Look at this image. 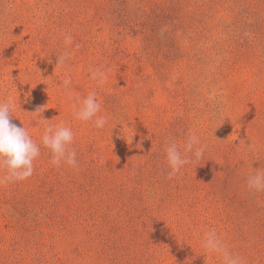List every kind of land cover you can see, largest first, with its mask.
Wrapping results in <instances>:
<instances>
[{
	"label": "rangeland",
	"instance_id": "rangeland-1",
	"mask_svg": "<svg viewBox=\"0 0 264 264\" xmlns=\"http://www.w3.org/2000/svg\"><path fill=\"white\" fill-rule=\"evenodd\" d=\"M262 43L264 0H0V101L40 146L29 178L0 184V264H223L203 247L210 231L264 264V226L254 234L239 202L230 223L216 193L235 170L240 198L264 208L247 185L264 173ZM92 92L103 128L75 116ZM60 124L76 167L42 144ZM172 142L190 162L169 176Z\"/></svg>",
	"mask_w": 264,
	"mask_h": 264
},
{
	"label": "clouds",
	"instance_id": "clouds-1",
	"mask_svg": "<svg viewBox=\"0 0 264 264\" xmlns=\"http://www.w3.org/2000/svg\"><path fill=\"white\" fill-rule=\"evenodd\" d=\"M70 36L65 37L66 43H71ZM69 58V54L58 56V64H63ZM93 79L103 82L106 75L100 71L91 72ZM65 87L71 84L70 79L63 81ZM79 110L75 112L77 119L82 121L94 120V126L103 128L107 119L104 116L97 117L101 111V105L96 99V93L92 92L82 100L77 97ZM16 109V105L11 101H0V184L23 181L29 178L34 172V161L40 155V146L32 138L29 131L24 127L13 123L10 114ZM36 111H34L35 113ZM74 141V133L70 127L63 124L57 126L46 125L42 136V144L50 150L51 161L54 166L61 163L71 167H76L78 161L75 149L71 148ZM199 139L195 134H189L184 145V153L193 152L196 160L203 157L204 151L201 147H196ZM166 159L170 168L169 176H173L180 169L190 162V159L182 154L176 143H170L166 149ZM247 185L250 190L264 191V173H256L247 178ZM203 247L207 252L216 253L222 256L223 264H242L238 256L230 254L215 232L205 233Z\"/></svg>",
	"mask_w": 264,
	"mask_h": 264
},
{
	"label": "trees",
	"instance_id": "trees-1",
	"mask_svg": "<svg viewBox=\"0 0 264 264\" xmlns=\"http://www.w3.org/2000/svg\"><path fill=\"white\" fill-rule=\"evenodd\" d=\"M259 33H260V31H258L256 34H259ZM256 40H257V38H256ZM262 44L264 45V43H262ZM259 71L263 73L262 70H259ZM260 155L262 156V152ZM206 173H207L206 176H209L212 179L213 183L215 185H217L218 184L217 182L220 181L219 178L217 179L216 176L210 171H207ZM229 176H231V180L227 178L225 181H220V182H222L221 183L222 185L219 187L220 191L216 192L217 194H219L221 196V197L219 196L220 199L218 198L217 201L223 200L225 203L224 206L226 208L224 209L223 214L225 215L227 220L231 221L230 223L233 222L236 225L235 216H233V214L230 215V210L233 209L232 205L239 202L241 209H242L241 211L243 214L242 218L244 219V216H246L247 218L252 216L253 217L252 220L249 218V221L253 225V229H252L253 233L260 235L261 232L263 233V231H261V227L264 226V216H261V211H263L264 208L261 205H257V207L253 208V205H255L254 202L256 199L254 196L246 197L244 200L242 198H240L241 192L238 190V188L237 189L234 188V183H233V181L237 178L236 171L230 170ZM257 214H258V217H261V218L257 219L255 217V216H257ZM246 224H248V223L244 220L239 225L244 226Z\"/></svg>",
	"mask_w": 264,
	"mask_h": 264
}]
</instances>
